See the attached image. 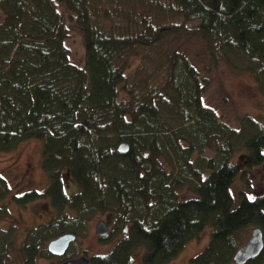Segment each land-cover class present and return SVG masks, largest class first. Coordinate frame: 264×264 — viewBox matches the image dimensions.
I'll use <instances>...</instances> for the list:
<instances>
[{"label":"trees","instance_id":"1","mask_svg":"<svg viewBox=\"0 0 264 264\" xmlns=\"http://www.w3.org/2000/svg\"><path fill=\"white\" fill-rule=\"evenodd\" d=\"M163 1L181 22L142 16L135 0H0V153L27 139L41 142L50 181L43 194L56 210L27 232L25 263L47 252V240L76 233L77 216L127 213L136 204L142 209L127 216L130 237L92 264H168L206 228L210 241L190 264H238L249 228L264 233V192L232 189L237 150L246 151V169L264 173V122L245 116L238 127L227 124L204 102L187 56L166 44L187 32L199 34L215 58L240 53L237 67L264 94V0ZM61 6L83 35L82 65L71 58ZM205 149L215 154L203 156ZM163 154L178 170L161 163ZM70 181L76 186L68 192ZM184 187L191 197H181ZM8 188L0 174V189ZM41 194L26 191L16 200ZM7 213L0 203V220ZM13 233L0 226V264ZM138 247L145 249L140 262ZM244 264H264V249Z\"/></svg>","mask_w":264,"mask_h":264},{"label":"rangeland","instance_id":"2","mask_svg":"<svg viewBox=\"0 0 264 264\" xmlns=\"http://www.w3.org/2000/svg\"><path fill=\"white\" fill-rule=\"evenodd\" d=\"M135 1L139 5L138 10L142 16H155L157 19L159 16L164 17V21L181 22L180 17L168 15V11L161 8L160 4L165 3L163 0ZM60 9L63 19L71 30L70 38L67 40L71 58L74 62L82 65L85 55L83 35L68 21V13L65 9L62 6ZM197 24V21L190 22L188 27L194 28ZM166 44L170 48L182 51L187 56L195 67L201 86L205 88L203 91L204 102L212 106L218 112V116L227 124L238 127L241 118L245 116L264 122V94L254 75L248 70L237 67L236 63L239 64L241 61L240 53L229 49L230 51L226 53L222 51L218 58H215L212 54L210 55L206 42L199 34L187 32H184L180 37L172 36ZM135 68L136 65H133L131 69ZM245 152V150L236 151L234 159L238 163L240 171L233 183V193L238 195L240 191L248 190L250 187H254L257 192H264V173L259 167L246 169L243 155ZM202 154L210 157L215 152L205 149ZM197 155L196 153L194 158ZM170 157V154H163L160 157L161 163L169 171L178 170ZM0 174L6 178L9 186L8 191L0 189V203H5L8 210L5 217L0 220V226L6 230L14 231L12 234L13 244L10 245L6 253L4 264H27L25 263L26 257L20 251L27 232L48 223L56 215L51 199L48 195L43 194L49 187L50 181L42 165L41 142L35 138L27 139L12 150L0 153ZM73 186H76L75 182H68L67 191L69 192ZM26 191L42 194L39 195L40 197H34V199L21 204L16 200L17 196ZM192 195L193 192L189 187H184L181 191V197L184 199ZM129 209H134L135 212L130 210L129 213H124L121 211L122 209H111L93 211L86 216H77V219L73 220L77 228L75 233L77 238L70 244L64 255L58 256L51 253L48 250L50 240H47L44 244L47 252L36 256L33 264H55L68 257L80 255L94 257L111 252L118 243L130 237L133 222L127 216L129 214L137 215V210L140 211L142 205H131ZM101 220L107 221L109 226V233L102 236L96 231V226ZM253 228L251 226L249 231H246L244 243L247 242ZM209 241L210 230L206 228L197 237L186 243L183 250L168 264H190V259L201 252ZM144 251L145 249L140 247L134 250L133 256L136 262L142 261Z\"/></svg>","mask_w":264,"mask_h":264},{"label":"water","instance_id":"3","mask_svg":"<svg viewBox=\"0 0 264 264\" xmlns=\"http://www.w3.org/2000/svg\"><path fill=\"white\" fill-rule=\"evenodd\" d=\"M120 149L123 152L129 150L127 143H122ZM96 231L99 235H106L109 233L108 224L105 220H101L97 226ZM77 238L75 233H64L48 244V250L54 255L62 256L70 246V244ZM264 249V233L260 227H254L247 242L244 243L235 253L234 260L238 264H244L248 260L253 259L261 254ZM55 264H92L90 257L81 255L75 258H68L66 260L57 262Z\"/></svg>","mask_w":264,"mask_h":264},{"label":"flooded vegetation","instance_id":"4","mask_svg":"<svg viewBox=\"0 0 264 264\" xmlns=\"http://www.w3.org/2000/svg\"><path fill=\"white\" fill-rule=\"evenodd\" d=\"M107 222V221H106ZM107 224H108V222H107ZM108 228H109V226H108ZM81 256V255H80ZM69 258H75V257H69ZM91 258V260H92V257H90ZM66 259H68V258H65L64 260H66ZM63 261V260H62Z\"/></svg>","mask_w":264,"mask_h":264}]
</instances>
